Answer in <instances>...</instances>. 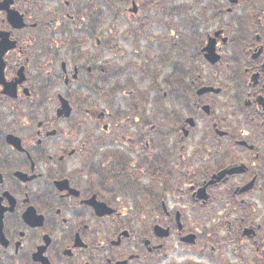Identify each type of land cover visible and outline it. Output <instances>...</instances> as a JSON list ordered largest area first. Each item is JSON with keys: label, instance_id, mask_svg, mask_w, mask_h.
<instances>
[{"label": "flooded vegetation", "instance_id": "1", "mask_svg": "<svg viewBox=\"0 0 264 264\" xmlns=\"http://www.w3.org/2000/svg\"><path fill=\"white\" fill-rule=\"evenodd\" d=\"M0 264H264V0H0Z\"/></svg>", "mask_w": 264, "mask_h": 264}]
</instances>
